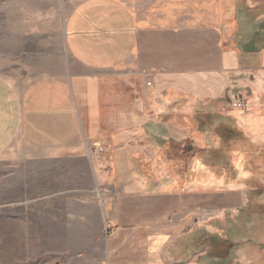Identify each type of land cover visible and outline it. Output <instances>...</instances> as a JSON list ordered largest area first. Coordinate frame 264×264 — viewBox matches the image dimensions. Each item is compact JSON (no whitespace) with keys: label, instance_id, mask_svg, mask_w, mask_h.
Instances as JSON below:
<instances>
[{"label":"crops","instance_id":"0c3cea01","mask_svg":"<svg viewBox=\"0 0 264 264\" xmlns=\"http://www.w3.org/2000/svg\"><path fill=\"white\" fill-rule=\"evenodd\" d=\"M253 3L68 2L62 71L22 86L0 74V163L60 170L41 194L90 191L107 264H223L210 243L187 253L179 244L227 240L231 209L205 218L208 205L237 208L243 195L216 193L215 164L205 154L190 164L179 149L208 152L204 134L214 133L220 151L228 132L264 164V0ZM236 97L248 108H234Z\"/></svg>","mask_w":264,"mask_h":264},{"label":"rangeland","instance_id":"374dc122","mask_svg":"<svg viewBox=\"0 0 264 264\" xmlns=\"http://www.w3.org/2000/svg\"><path fill=\"white\" fill-rule=\"evenodd\" d=\"M70 1L0 0L1 75L22 86L62 71L69 57L64 30ZM251 1L263 9L260 0ZM206 120L204 126L211 128L212 121ZM227 133L223 137L230 140L220 151L215 149V134H204L212 149L203 156L212 164L226 165L219 171L207 168L222 179L216 193L243 196L237 208L214 201L205 218H211L217 207L231 209H225L229 213L221 228L232 245L229 264H264V164H253L248 155L246 159V154L258 159L259 151L249 148L242 136L231 138ZM59 172L39 173L0 163V264H107L108 239L98 224L91 192L41 194L40 186H56L64 179Z\"/></svg>","mask_w":264,"mask_h":264},{"label":"trees","instance_id":"16d2710c","mask_svg":"<svg viewBox=\"0 0 264 264\" xmlns=\"http://www.w3.org/2000/svg\"><path fill=\"white\" fill-rule=\"evenodd\" d=\"M235 136V135H234ZM232 140V139H231ZM182 152L180 153V155L184 158H187L186 160L190 162V160L200 156L201 154H205L207 153V151L205 152L204 150H198L195 148L194 145H192L191 142H187L185 144V146L182 149ZM218 151V150H216ZM248 159L251 160V162H253V164H258L260 163L259 158L256 159L255 156L253 157H249ZM259 161V162H258ZM212 168L217 167L218 169L222 168V169H226V165H224V163H218L215 166H211ZM264 167V166H263ZM186 169L188 170V167H186L185 169H179V170H175V173H177V175H179V177L182 175L181 173L185 172ZM221 170V169H220ZM224 171V170H223ZM264 173V172H263ZM197 238L195 237V242L194 243H188L186 244V241L184 244H179L180 249L178 250L180 253H187V251L189 249L194 250V251H200L202 249V247L206 244L211 245V253L214 256H218V255H223V264L225 261V264H229L231 261L230 257H231V252H232V245L229 244L228 240H224L222 238V242L221 244H219V242H203V243H198ZM222 253V254H221Z\"/></svg>","mask_w":264,"mask_h":264},{"label":"built area","instance_id":"2783aa9c","mask_svg":"<svg viewBox=\"0 0 264 264\" xmlns=\"http://www.w3.org/2000/svg\"><path fill=\"white\" fill-rule=\"evenodd\" d=\"M71 1H74L75 3H82V2H86V1H93V0H71ZM231 105L236 108V109H239V110H242V109H246L248 108V104H247V101L244 99V98H233L231 100ZM103 151V147L99 146V147H96L95 149H93V153H102Z\"/></svg>","mask_w":264,"mask_h":264}]
</instances>
